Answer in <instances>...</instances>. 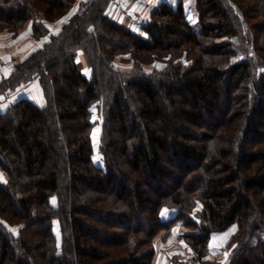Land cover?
Here are the masks:
<instances>
[{
	"label": "trees",
	"instance_id": "trees-1",
	"mask_svg": "<svg viewBox=\"0 0 264 264\" xmlns=\"http://www.w3.org/2000/svg\"><path fill=\"white\" fill-rule=\"evenodd\" d=\"M109 1L0 0V34L41 41L0 99L43 98L0 108V264H153L178 222L196 262L237 224L225 264H264V0L163 2L140 31Z\"/></svg>",
	"mask_w": 264,
	"mask_h": 264
},
{
	"label": "rangeland",
	"instance_id": "rangeland-1",
	"mask_svg": "<svg viewBox=\"0 0 264 264\" xmlns=\"http://www.w3.org/2000/svg\"><path fill=\"white\" fill-rule=\"evenodd\" d=\"M193 13V11H192ZM152 14V12H151ZM150 14V16H151ZM149 16V18H150ZM113 18V17H112ZM149 18L142 23H139V25L136 26V24H126L130 26L134 30H139L140 25L143 23H146ZM114 19V18H113ZM115 20V19H114ZM58 23H61L58 22ZM124 24V23H123ZM29 26V25H28ZM58 27V26H57ZM28 28V27H27ZM25 28V30H27ZM25 30L22 31V33H25ZM31 30V28H30ZM140 31V30H139ZM27 34V33H26ZM30 35V34H29ZM24 37V36H23ZM38 43H41V41H33L32 39L24 40L23 38L18 35L17 37H12L8 32L1 33L0 34V80L2 77L7 74V76L10 75V72L14 68V64L21 59H23L25 56H27L30 52H32L35 48H37ZM128 54H121L118 55L116 58V62L118 63V66L120 68L128 69L129 68V62L128 60L122 59V57H126ZM77 60L79 61V64L82 68V70L86 72H90V67L88 64V61L85 60V58L82 56V54H77ZM25 93L30 94L34 93V89L30 88L29 91H26ZM25 93H21V95H27ZM18 96V97H19ZM94 112V118L93 121H95V126L93 128V146H94V161L98 165H104V160L102 157V154L99 151V143H100V135H101V127H100V115H99V108L93 107ZM1 169V167H0ZM2 170V169H1ZM3 171V170H2ZM4 173V171H3ZM5 174V173H4ZM5 180L1 182L7 181V176L5 174ZM199 210V207L194 209V214L197 215V211ZM174 209H167V212H165V209L163 210V216L167 221H170L172 217L175 214ZM9 229L17 232L18 226H9ZM185 229L180 222L175 224L170 230H164L163 232H160L158 236L155 238V247H156V254L155 258H157V253L160 252L163 253L162 256V262L159 264H165L166 252L167 248L171 243H168V246L163 245L166 241L172 240V246H174V253L172 256H169V260L167 264H225L227 257L231 254L233 248L236 246L237 242L234 240L235 236L238 232V225L233 224L229 228H227L225 231H216L212 234L209 245H208V253L203 258L204 262H196L194 260V253L189 248L186 239L184 237ZM213 250L216 252L214 255L218 253V257H215L212 252ZM169 251V250H168ZM214 253V252H213ZM169 255V254H168ZM154 258V260H155ZM155 264V263H153Z\"/></svg>",
	"mask_w": 264,
	"mask_h": 264
},
{
	"label": "crops",
	"instance_id": "crops-1",
	"mask_svg": "<svg viewBox=\"0 0 264 264\" xmlns=\"http://www.w3.org/2000/svg\"><path fill=\"white\" fill-rule=\"evenodd\" d=\"M194 1L195 0H110L106 8V13H108L109 16L113 17L119 23L136 24L137 26L139 25V23L145 22L149 18L153 9L163 2H168L174 6L182 2L183 5L190 10V8L191 9L193 8ZM19 36L21 37V39L23 38L24 40L32 39L33 41H35L32 37V32L30 30V27H28L27 30H25V33H21ZM5 76H7V74H5ZM30 88L34 89V93L30 94L29 96V93H25V92L29 91ZM21 93L27 94L21 96H28L37 102L43 100L42 92L39 84L36 81H32L22 86L19 90L12 92L8 96L0 99V108L4 106L6 103L17 99ZM5 178H6L5 174L0 169V180L4 181ZM168 243L171 244L168 246ZM172 243H173L172 240H168L163 244L165 246L166 245L168 246V248L166 249L167 250L166 257H164L165 264H167L169 260V256L175 254L173 250L174 246H172ZM213 252L212 254L214 255L216 252L214 250ZM162 254L163 253H161L159 250V252L157 253V258H155L154 260L155 264H159V262L163 263L161 261ZM216 255H218V253ZM216 255L214 256L218 257Z\"/></svg>",
	"mask_w": 264,
	"mask_h": 264
},
{
	"label": "snow or ice",
	"instance_id": "snow-or-ice-1",
	"mask_svg": "<svg viewBox=\"0 0 264 264\" xmlns=\"http://www.w3.org/2000/svg\"><path fill=\"white\" fill-rule=\"evenodd\" d=\"M54 202V201H53ZM165 212H167V209H165ZM163 214V213H162Z\"/></svg>",
	"mask_w": 264,
	"mask_h": 264
},
{
	"label": "bare ground",
	"instance_id": "bare-ground-1",
	"mask_svg": "<svg viewBox=\"0 0 264 264\" xmlns=\"http://www.w3.org/2000/svg\"><path fill=\"white\" fill-rule=\"evenodd\" d=\"M191 9V8H190ZM190 12V11H189ZM187 15V14H186ZM188 18V17H187ZM191 19V18H190Z\"/></svg>",
	"mask_w": 264,
	"mask_h": 264
},
{
	"label": "built area",
	"instance_id": "built-area-1",
	"mask_svg": "<svg viewBox=\"0 0 264 264\" xmlns=\"http://www.w3.org/2000/svg\"><path fill=\"white\" fill-rule=\"evenodd\" d=\"M225 230H226V229H225ZM225 230H224V231H225Z\"/></svg>",
	"mask_w": 264,
	"mask_h": 264
}]
</instances>
